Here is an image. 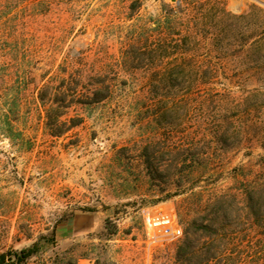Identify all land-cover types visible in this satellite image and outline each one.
I'll use <instances>...</instances> for the list:
<instances>
[{
    "label": "rangeland",
    "instance_id": "rangeland-1",
    "mask_svg": "<svg viewBox=\"0 0 264 264\" xmlns=\"http://www.w3.org/2000/svg\"><path fill=\"white\" fill-rule=\"evenodd\" d=\"M75 63L113 92L56 137ZM159 211L264 264V0H0V264H173Z\"/></svg>",
    "mask_w": 264,
    "mask_h": 264
},
{
    "label": "trees",
    "instance_id": "trees-1",
    "mask_svg": "<svg viewBox=\"0 0 264 264\" xmlns=\"http://www.w3.org/2000/svg\"><path fill=\"white\" fill-rule=\"evenodd\" d=\"M73 65L76 68L70 74L68 73L67 79H62L57 85L56 76L54 83L51 80L45 86L50 103L46 109L45 125L56 137L82 122L81 118L59 121L67 109L74 105L90 106L100 103L108 99L113 92L111 81L102 78L103 71L95 70L93 67L91 70L85 69L86 65L81 63ZM71 84L72 87H70ZM59 109L64 111L59 112ZM58 124L62 128L57 131ZM146 166L147 170L150 171L151 164L147 162ZM223 216L222 218H224ZM247 216L257 219L258 214L256 210L251 208ZM105 228L108 227L105 225ZM223 229V226L216 228L212 224H198L193 221L185 229L182 238L176 245L173 264H242L241 251L236 250V245L235 248H230L232 243L225 241L228 233ZM254 250L256 249L254 248ZM256 253L257 251L252 254L249 264H259L260 258L256 257Z\"/></svg>",
    "mask_w": 264,
    "mask_h": 264
},
{
    "label": "built area",
    "instance_id": "built-area-1",
    "mask_svg": "<svg viewBox=\"0 0 264 264\" xmlns=\"http://www.w3.org/2000/svg\"><path fill=\"white\" fill-rule=\"evenodd\" d=\"M144 226L152 242L162 240L166 242L178 241L183 236L181 226L172 213L159 211L153 214H146Z\"/></svg>",
    "mask_w": 264,
    "mask_h": 264
},
{
    "label": "crops",
    "instance_id": "crops-1",
    "mask_svg": "<svg viewBox=\"0 0 264 264\" xmlns=\"http://www.w3.org/2000/svg\"><path fill=\"white\" fill-rule=\"evenodd\" d=\"M94 221L92 218L85 215L84 217L80 216L74 221L75 231H81L83 229H93Z\"/></svg>",
    "mask_w": 264,
    "mask_h": 264
}]
</instances>
